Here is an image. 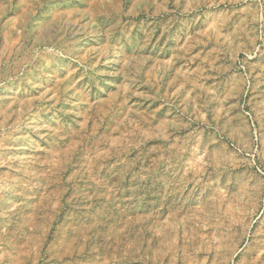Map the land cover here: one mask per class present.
Segmentation results:
<instances>
[{"label": "rangeland", "instance_id": "rangeland-1", "mask_svg": "<svg viewBox=\"0 0 264 264\" xmlns=\"http://www.w3.org/2000/svg\"><path fill=\"white\" fill-rule=\"evenodd\" d=\"M0 264H264V0H0Z\"/></svg>", "mask_w": 264, "mask_h": 264}, {"label": "bare ground", "instance_id": "bare-ground-1", "mask_svg": "<svg viewBox=\"0 0 264 264\" xmlns=\"http://www.w3.org/2000/svg\"><path fill=\"white\" fill-rule=\"evenodd\" d=\"M117 61V54L116 53H114V55H113V60H112V62L111 63H115Z\"/></svg>", "mask_w": 264, "mask_h": 264}]
</instances>
